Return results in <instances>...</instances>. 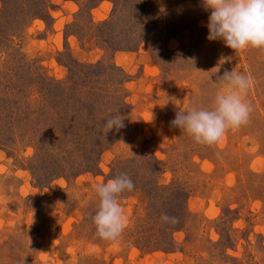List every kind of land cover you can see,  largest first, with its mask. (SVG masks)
I'll return each mask as SVG.
<instances>
[{"label": "rangeland", "instance_id": "1", "mask_svg": "<svg viewBox=\"0 0 264 264\" xmlns=\"http://www.w3.org/2000/svg\"><path fill=\"white\" fill-rule=\"evenodd\" d=\"M44 1L50 17L2 36L0 77L18 80L31 69L15 65L26 62L28 68L66 82V55L82 64L111 58L128 77L129 109L120 113L124 127L114 129L117 141L102 151L96 173L79 166L88 157L89 141H61L54 153L55 141H41L40 132L27 135L37 120L17 122L14 129L3 121L0 264H264V50L233 52L222 41H208L210 12L200 0H154L163 7L171 32L156 43L111 55L93 35L88 19L96 25L110 19L112 1L99 3L88 18L80 16L86 0ZM193 57L194 63L188 60ZM232 69L252 78L245 97L251 108L247 124L227 131L212 146L172 127L179 110L211 109L222 87L218 78ZM39 96L31 92L27 104H37ZM6 97L0 90V104ZM0 114L7 115L1 107ZM62 148L69 154H61ZM153 158L161 164L160 185L175 183L190 193V218L174 233L176 249L168 252L156 251L147 232V174ZM51 174L50 181L43 180ZM122 174L135 185L119 197L127 224L120 237L106 241L95 234L92 221L98 207L96 185ZM142 219L144 231L139 230Z\"/></svg>", "mask_w": 264, "mask_h": 264}, {"label": "trees", "instance_id": "2", "mask_svg": "<svg viewBox=\"0 0 264 264\" xmlns=\"http://www.w3.org/2000/svg\"><path fill=\"white\" fill-rule=\"evenodd\" d=\"M1 1L3 8L0 11V43L3 42L2 36L5 33H16L29 21L45 20L51 15L50 6L44 0L29 4L25 0ZM86 1L80 16L88 18L95 6L107 0ZM110 1L115 6L111 18L97 25L88 19V24L92 26L93 35L97 34L104 50L111 55L119 51H134L146 42L156 43L167 31L171 32L170 29L166 30V26L171 25L165 23L161 12L163 7L157 5L154 0ZM35 8L40 11L34 10ZM19 10H25L26 13H20ZM75 26L77 24L71 27ZM66 56L68 62L64 64L69 71L66 82L56 81L38 69L28 68L26 62L24 65L18 62L15 65L23 71L31 69V72H26L18 80L7 81L6 76L0 77V90L4 96L9 97L0 104L7 114L5 117L0 114V128L5 119L8 120L6 126L9 129L17 127V122L26 125L37 120L27 129V135L36 136L40 132V138L44 139L41 141H55L58 148H52L54 153L60 150L61 141H89L86 144L88 157L79 163V166L85 172L96 173V170L100 171L99 160L102 151L106 150L110 143L117 141L115 128L107 133L104 127L106 121L129 109L126 101L128 92L125 88L128 77L111 58L108 61L82 64L71 55ZM33 91L40 95L34 106L27 104ZM61 150V154L67 155L68 151L63 148ZM153 160V169L146 173L149 187L147 193L150 198L148 209L151 213V225L147 232L151 235L149 243L151 246L155 245L156 251L168 252L176 249L174 233L181 231L190 218V193L182 185L175 183L160 185L157 177L162 172L161 164L157 159ZM115 177L117 178V175ZM52 178L51 174L43 180L48 182ZM165 214L175 218V222L163 221L161 217ZM146 228L147 223L142 219L139 230L144 231Z\"/></svg>", "mask_w": 264, "mask_h": 264}, {"label": "clouds", "instance_id": "3", "mask_svg": "<svg viewBox=\"0 0 264 264\" xmlns=\"http://www.w3.org/2000/svg\"><path fill=\"white\" fill-rule=\"evenodd\" d=\"M200 4L210 12L206 25L208 41H222L233 52L249 48L264 50V0H200ZM222 59L228 60L227 57ZM188 60L194 63L195 58ZM217 81L222 82V87L217 91L211 109L179 110L171 121L172 127L183 130L198 144L212 146L227 131L248 123L251 108L245 97L252 78L232 69L225 71ZM104 127L107 133L114 128L118 131L124 127L123 119L120 115L112 117ZM134 188L126 174L96 185L98 207L92 221L99 238L112 241L120 237L127 218L119 197ZM161 219L175 222V218L166 214Z\"/></svg>", "mask_w": 264, "mask_h": 264}]
</instances>
